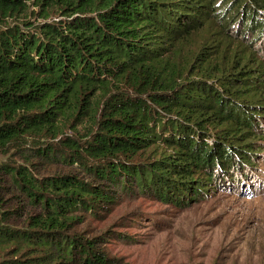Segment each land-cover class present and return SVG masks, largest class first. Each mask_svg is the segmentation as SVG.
I'll use <instances>...</instances> for the list:
<instances>
[{"label":"trees","instance_id":"trees-1","mask_svg":"<svg viewBox=\"0 0 264 264\" xmlns=\"http://www.w3.org/2000/svg\"><path fill=\"white\" fill-rule=\"evenodd\" d=\"M261 38L264 0H0L1 264H109L74 227L117 196L254 180Z\"/></svg>","mask_w":264,"mask_h":264},{"label":"rangeland","instance_id":"rangeland-1","mask_svg":"<svg viewBox=\"0 0 264 264\" xmlns=\"http://www.w3.org/2000/svg\"><path fill=\"white\" fill-rule=\"evenodd\" d=\"M261 40L250 45L258 46L264 60ZM38 167L41 173L68 170L51 162ZM255 172L254 180L184 207L127 191L107 212L86 215L74 229L102 236L109 264H264V161ZM8 258L15 256L0 249V264Z\"/></svg>","mask_w":264,"mask_h":264}]
</instances>
